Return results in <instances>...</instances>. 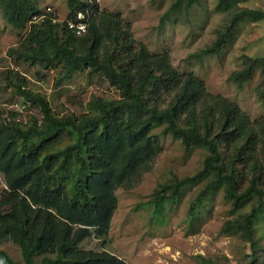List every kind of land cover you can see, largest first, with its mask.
Listing matches in <instances>:
<instances>
[{"label": "trees", "instance_id": "obj_1", "mask_svg": "<svg viewBox=\"0 0 264 264\" xmlns=\"http://www.w3.org/2000/svg\"><path fill=\"white\" fill-rule=\"evenodd\" d=\"M241 1H218V9L229 11L227 23L191 57L201 60L219 53L241 21L264 18L263 10L240 7ZM198 2L173 0L159 26ZM66 6L61 21L53 22L49 15L32 21L42 11L30 0H0L6 23L25 29L7 55L15 67H35L36 78L40 70L54 71L56 87L86 73L106 81L119 95H92L83 112L60 115L19 68L0 71L22 104L39 111L27 121L15 110L0 113L5 184L0 245L10 241L20 252L16 261L0 248V264H126L108 250L81 244L90 236L106 240L117 189L131 188L150 170L162 150V134L178 139L187 152L200 148L205 155L195 173L160 183L142 205H152L153 215L164 221L165 205L178 199L185 186L201 183L188 206L192 223L221 188L233 215L222 230L248 241L249 264L256 262L255 234L264 224V117L251 120L235 102L209 92L195 73L178 71L167 53L137 42L118 12L100 8L95 0H66ZM68 21L83 22L85 30L76 34ZM256 69L260 80L255 90L264 101V54L245 55L243 67L228 80L242 87Z\"/></svg>", "mask_w": 264, "mask_h": 264}, {"label": "rangeland", "instance_id": "obj_2", "mask_svg": "<svg viewBox=\"0 0 264 264\" xmlns=\"http://www.w3.org/2000/svg\"><path fill=\"white\" fill-rule=\"evenodd\" d=\"M102 9L118 12L139 43L155 53L165 52L180 72H193L200 77L209 92L221 94L235 102L251 120L264 117V101L257 98L256 86L260 71H254L253 78L242 87L228 80L229 75L243 67L245 55L264 54V18L258 21H241L217 54H209L201 60L191 53L211 44L217 31L224 29L229 11L217 8L219 0H199L188 11L180 10L171 14L159 26L160 16L169 8L173 0H95ZM41 11L47 7L60 20L67 15L66 0H30ZM240 7L261 9L264 0H242ZM25 29H17L6 23L0 12V71L20 69L29 85L42 92L52 109L65 115L85 110V103L92 95L117 98L118 92L106 81L86 73L76 74L61 87L54 85L56 73L40 70L36 78V68L26 65L15 67L7 55L10 46L17 44ZM18 111V118L27 121L39 111L23 105L20 97L0 77V113ZM162 150L153 161L149 171L142 174L129 189L118 188L117 207L106 240L90 236L81 244L84 248L105 249L123 259L126 264H249L252 257L251 245L238 233L224 232L222 226L233 217L230 203L223 197L222 189H217L208 197L206 207L191 223L188 206L195 198L201 183L182 188L178 199L165 205V220L153 215L152 205H142L160 183L174 175L182 177L195 173L202 165L203 149L191 152L184 150L178 139L170 134L160 135ZM0 174V194L4 189ZM166 193L167 191H162ZM257 260L253 264H264V224L255 234ZM14 260L20 261V252L10 241L0 245ZM251 264V263H250Z\"/></svg>", "mask_w": 264, "mask_h": 264}, {"label": "built area", "instance_id": "obj_3", "mask_svg": "<svg viewBox=\"0 0 264 264\" xmlns=\"http://www.w3.org/2000/svg\"><path fill=\"white\" fill-rule=\"evenodd\" d=\"M50 11H51V8L50 7H47V9H45V11H42V13H40V14H34L32 16V21H38L41 18H43L45 16H48V15L51 16L53 22L61 21L59 18H57V16L52 15L50 13ZM78 16L79 17H83V14L82 13H78ZM67 25H68L69 28L75 29L76 34H80V33H82L85 30V24L83 22L74 23L72 21H68L67 22Z\"/></svg>", "mask_w": 264, "mask_h": 264}]
</instances>
